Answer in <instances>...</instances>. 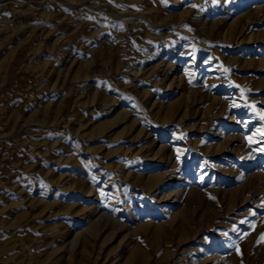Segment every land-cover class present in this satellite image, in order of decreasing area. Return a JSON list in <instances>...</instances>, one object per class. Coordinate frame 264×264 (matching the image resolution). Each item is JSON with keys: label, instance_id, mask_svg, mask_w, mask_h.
Returning a JSON list of instances; mask_svg holds the SVG:
<instances>
[{"label": "rangeland", "instance_id": "rangeland-1", "mask_svg": "<svg viewBox=\"0 0 264 264\" xmlns=\"http://www.w3.org/2000/svg\"><path fill=\"white\" fill-rule=\"evenodd\" d=\"M264 0H0V264H264Z\"/></svg>", "mask_w": 264, "mask_h": 264}, {"label": "snow or ice", "instance_id": "snow-or-ice-1", "mask_svg": "<svg viewBox=\"0 0 264 264\" xmlns=\"http://www.w3.org/2000/svg\"><path fill=\"white\" fill-rule=\"evenodd\" d=\"M261 118L264 119V114H261ZM262 239H264V234H262Z\"/></svg>", "mask_w": 264, "mask_h": 264}]
</instances>
